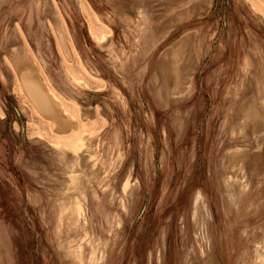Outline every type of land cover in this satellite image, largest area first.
<instances>
[{
    "label": "rangeland",
    "instance_id": "rangeland-1",
    "mask_svg": "<svg viewBox=\"0 0 264 264\" xmlns=\"http://www.w3.org/2000/svg\"><path fill=\"white\" fill-rule=\"evenodd\" d=\"M0 264H264V0H0Z\"/></svg>",
    "mask_w": 264,
    "mask_h": 264
},
{
    "label": "bare ground",
    "instance_id": "bare-ground-1",
    "mask_svg": "<svg viewBox=\"0 0 264 264\" xmlns=\"http://www.w3.org/2000/svg\"><path fill=\"white\" fill-rule=\"evenodd\" d=\"M19 48H15V52L18 51ZM26 60V57L21 54L17 55L16 58L14 59L15 64L18 66L20 69V64ZM13 62V63H14ZM36 76V75H35ZM23 84L25 85L27 91L31 94L35 102L46 112L48 113L57 123H64V120H61L57 115L58 111H62L61 107L59 104L56 102V99H52L44 90L42 83L36 78L32 77V69L28 68L22 78ZM76 81V80H75ZM56 102V103H55ZM56 104L59 107L56 111ZM256 113V112H255ZM258 114V113H257ZM58 117V118H57ZM86 143L85 140L82 139L79 143V145L72 150V153L75 155L77 159H79L83 153V151L86 149ZM91 157V156H90ZM84 158V157H83ZM96 165V164H95ZM80 167V166H79ZM79 174V173H78ZM73 175V174H72ZM75 175V174H74ZM72 176L73 178H78V175L76 174L75 176ZM80 184V183H79ZM124 191L127 192V190L130 188V182L127 181L124 184ZM195 210H194V217L197 219L201 215V212L203 207L205 208L204 204V196L201 191H199L196 195L195 198ZM80 212V211H79ZM203 231V230H202ZM198 239L201 242V240H204V236H202V233H198ZM79 258L82 259L83 257L79 255Z\"/></svg>",
    "mask_w": 264,
    "mask_h": 264
}]
</instances>
